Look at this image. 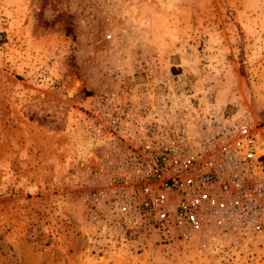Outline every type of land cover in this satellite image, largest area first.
<instances>
[{
  "label": "rangeland",
  "instance_id": "374dc122",
  "mask_svg": "<svg viewBox=\"0 0 264 264\" xmlns=\"http://www.w3.org/2000/svg\"><path fill=\"white\" fill-rule=\"evenodd\" d=\"M149 81L264 146V0H0V264H264V231L123 235L87 204L86 110Z\"/></svg>",
  "mask_w": 264,
  "mask_h": 264
},
{
  "label": "built area",
  "instance_id": "2783aa9c",
  "mask_svg": "<svg viewBox=\"0 0 264 264\" xmlns=\"http://www.w3.org/2000/svg\"><path fill=\"white\" fill-rule=\"evenodd\" d=\"M143 84L115 89L86 110L87 204L123 235L146 229L187 243L210 228L261 234L264 146L256 123L214 112L191 93Z\"/></svg>",
  "mask_w": 264,
  "mask_h": 264
},
{
  "label": "bare ground",
  "instance_id": "6f19581e",
  "mask_svg": "<svg viewBox=\"0 0 264 264\" xmlns=\"http://www.w3.org/2000/svg\"><path fill=\"white\" fill-rule=\"evenodd\" d=\"M93 157V153H89L87 156H86V162Z\"/></svg>",
  "mask_w": 264,
  "mask_h": 264
}]
</instances>
